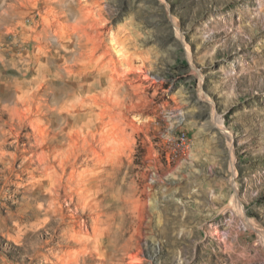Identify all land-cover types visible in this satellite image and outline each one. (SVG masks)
<instances>
[{"label":"rangeland","instance_id":"obj_1","mask_svg":"<svg viewBox=\"0 0 264 264\" xmlns=\"http://www.w3.org/2000/svg\"><path fill=\"white\" fill-rule=\"evenodd\" d=\"M56 262L264 264V0H0V264Z\"/></svg>","mask_w":264,"mask_h":264},{"label":"bare ground","instance_id":"obj_2","mask_svg":"<svg viewBox=\"0 0 264 264\" xmlns=\"http://www.w3.org/2000/svg\"><path fill=\"white\" fill-rule=\"evenodd\" d=\"M70 49H65L66 51L64 52V55L65 56H63V63L65 64L66 63V55H68V58L69 59H71V60H73V62H74V64H78V66L80 67V70L83 68V65H84V63H83V61H82V55L85 53V52H80L78 49H80L81 48V46H79V47H76V46H73V47H69ZM86 49V48H85ZM83 50V49H82ZM86 56V55H85ZM65 59V60H64ZM72 66V65H71ZM73 143V142H72ZM49 159V154H47L46 153V160H48ZM47 176H52V172H50V171H47ZM41 180H42V178H41ZM61 181V180H60ZM48 193H50V195L51 196H53L54 194H55V190H51V191H49ZM237 202V201H236ZM234 203V202H233ZM40 207H41V205H40ZM244 213V212H243ZM45 222V221H44ZM182 223V222H181ZM221 234V233H220ZM76 238L79 240V241H87L88 242V237H87V235H85V234H81V233H77L76 235ZM99 240H100V238H99ZM226 240V239H225ZM93 241H94V243H95V245L93 244V247H95V248H99V246H97V244H99L100 245V242L98 241V239H93ZM231 245H230V243L226 240V242H225V249H227L228 247H230ZM92 249H94V248H92ZM99 250V251H98ZM98 250H96V251H98L100 254H101V258L102 259H106L107 258V255H106V251L103 249V248H101V249H98ZM98 253V254H99ZM70 255V254H69ZM75 256V255H74ZM73 257V256H72ZM131 258H130V260H131V262H134V256H130ZM73 259V258H72ZM75 260V259H74ZM73 260V261H74ZM69 262V261H68ZM66 263V262H65ZM55 264H59V263H55ZM62 264H64V263H62Z\"/></svg>","mask_w":264,"mask_h":264},{"label":"built area","instance_id":"obj_3","mask_svg":"<svg viewBox=\"0 0 264 264\" xmlns=\"http://www.w3.org/2000/svg\"><path fill=\"white\" fill-rule=\"evenodd\" d=\"M185 134V133H184ZM187 136H186V134H185V142H184V144H183V146H186L187 145Z\"/></svg>","mask_w":264,"mask_h":264}]
</instances>
